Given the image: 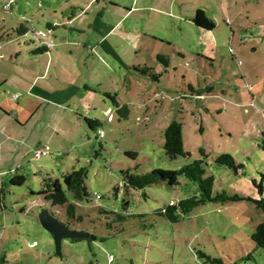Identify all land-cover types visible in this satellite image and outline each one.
<instances>
[{"label":"rangeland","instance_id":"374dc122","mask_svg":"<svg viewBox=\"0 0 264 264\" xmlns=\"http://www.w3.org/2000/svg\"><path fill=\"white\" fill-rule=\"evenodd\" d=\"M70 9L79 23L68 25ZM197 10L213 30L192 23ZM29 32L55 45L60 37L71 43L72 33L80 50L31 56ZM0 71L13 85L4 88L7 113L22 121L10 136L39 144L26 155L16 142L2 145L0 264H204L200 252L221 264H264V249L251 240L264 217V0H0ZM15 72L31 76L28 83L45 74L53 97L27 93ZM172 122L181 125L187 154L173 160L163 149ZM46 147L47 156L34 157ZM224 154L242 165L237 175L214 164ZM195 160L213 177V193L241 200L198 206L171 224L158 213L198 196L195 183L179 177L174 187H123L125 171H175ZM81 169L88 198L74 203L67 194L82 218L67 221L37 193L45 180ZM16 174L23 185H10ZM42 210L94 238L62 240L57 254L39 224Z\"/></svg>","mask_w":264,"mask_h":264},{"label":"trees","instance_id":"16d2710c","mask_svg":"<svg viewBox=\"0 0 264 264\" xmlns=\"http://www.w3.org/2000/svg\"><path fill=\"white\" fill-rule=\"evenodd\" d=\"M71 15V14H70ZM67 22H70L69 14L66 16ZM192 23L204 30H213V24L206 17L203 11L197 10L194 14ZM57 25H55L56 27ZM23 33L28 31L22 28ZM17 33H21L17 30ZM22 34V33H21ZM30 34V32L28 33ZM30 43L33 48L30 50L29 54L31 56H44L48 54L55 46L51 38L47 39L46 35L44 38L35 37L32 33L30 34ZM36 39H35V38ZM40 38L42 40H40ZM36 40L41 41V43L36 42ZM38 41V42H39ZM51 43L49 47L47 44ZM158 60L166 64V58L163 56H157ZM117 107V112L124 111L127 113L128 109L126 106L120 108L119 104L114 101ZM88 123L96 122V120L85 119ZM91 128V127H90ZM264 136V134H263ZM261 150L264 151V140L261 142ZM163 149L165 155L170 159H175L177 157H183L187 154L183 151L182 139H181V125L176 122H172L164 132V144ZM203 154V152L201 151ZM214 164L217 166H225L237 175V172L242 168V165L235 164L231 156L224 154L218 156L214 160ZM85 169L79 171H72L62 176V181L58 179L51 180L47 179L43 182L42 189L37 193L38 196L43 197V199L50 203L52 207L61 208L68 220H76L80 222L82 218L75 215V204L83 200H87L88 194L85 187ZM179 177H184L190 182L197 185L198 196L180 200L177 203H172L168 205L165 209L160 211L158 214L167 219L171 224L178 223L184 216L191 213L196 207L205 205L207 203H221L225 204L228 202H236L241 200L237 195L229 197L224 191L213 193V182L212 176H206V171L203 167V160H195L190 164L183 166L182 168L175 171H164V170H154L151 173L144 174L142 176L132 175L129 171H125L122 174L123 187L125 189L132 190H142L146 187L156 185L159 183H165L170 187L179 185ZM264 179V173L262 174ZM25 182V177L22 175H15L10 180V185L21 186ZM116 190V189H115ZM3 192V187H0V197ZM117 192V190H116ZM67 194H70L74 203H69ZM264 209V203L261 204ZM103 215H108L102 212ZM251 240L264 249V217L262 223H260L255 232L251 235ZM199 259L205 258L206 262L204 264H221L220 261L211 260L204 253H198Z\"/></svg>","mask_w":264,"mask_h":264},{"label":"crops","instance_id":"0c3cea01","mask_svg":"<svg viewBox=\"0 0 264 264\" xmlns=\"http://www.w3.org/2000/svg\"><path fill=\"white\" fill-rule=\"evenodd\" d=\"M94 1L96 3L98 2V0H89V5H94ZM70 14L72 15V10L71 9L69 10V16H71ZM73 17L74 16H72V19L69 20L70 22H68V25L74 24L76 22H78V23L80 22V19H77L76 22H75V17L74 18ZM46 37H47V39L50 38L47 35H46ZM60 38H59V42H61V43H58L53 48H51L50 52L54 51V48L57 47V46H58L56 48L57 50L54 52L55 54H56V52L59 49H63V48L69 50L71 53L73 52L71 49H77L76 51L80 50V48H79L80 45L79 44H76V42H75L76 41V36L72 35V33L69 34V32H68L67 33V37H66V40H70L71 43H66V41H63ZM36 42H37V40H36ZM39 43H41V41H39ZM81 48L86 49L85 46H82ZM46 55H48V54H46ZM27 63H30V68H28V72L30 74H32L33 72H36V70L33 69V67H34L33 61H30V62H27ZM47 65L48 64H46V67H47ZM15 74L18 75V77L20 78V81L22 82V84L23 85L24 84L26 85V89L25 90H26L27 93H33V90L36 89V90L41 91L42 93H46L49 96L53 97L51 95V93L48 92L47 90L49 89V91H51L50 90L51 88L54 90L55 87L54 86L52 87V85H50L49 82L45 81V74H43L41 76L40 75L39 76H36L34 78V80H32L31 83H28V78H30L31 76L27 77L26 75L23 74V72H19L18 74H17V72H15ZM43 81L46 82L45 84L47 86H49V88H47L45 86L46 89H42L41 88L42 90H40L39 88H37V84L39 82H43ZM4 88H11V89H13V85L11 83H9V79L6 78L5 76H3L2 73H1L0 74V136H2L3 140H1V138H0V160H3V158L6 159V160H8V154L7 153L5 154V152H2L1 151L3 149V146L2 145L5 144V143H9L10 144L13 141V142H16V144L22 145L20 147H22L21 149H25L26 150L25 155L30 152V150H31L30 148H32L33 150H35V149H37V146H39L38 143H35L32 140L33 138L31 137V135L29 137L27 136L25 138L22 137L21 140L23 141V144L20 143V142H17L16 140H14L10 136V133H12V132L13 133H16V135H17V132H19V130H20V129H17V130L15 129V126L13 125V122L14 121L17 122V124H18L17 126H20V124H22L21 123L22 121H19L20 119L18 118V116L16 115V113H15V119H14V121L11 120V116L7 113V110H10V107H8L9 106V100H8V98L5 97V96H3V94H6L4 92ZM59 91L60 90H58L57 92H59ZM48 95H41L43 97H39V98H40V100H44L48 104H51L52 99ZM42 98H45V99H42ZM12 101L14 102L15 100H12ZM16 110L17 111H20V108L18 107ZM29 116H31V115H29ZM27 120H28V118H27ZM30 139H31V141H30ZM34 157H35V155H34ZM10 171H11V169H10ZM5 174H6V171L4 169H1V167H0V178L2 177V175H5Z\"/></svg>","mask_w":264,"mask_h":264},{"label":"water","instance_id":"95a60500","mask_svg":"<svg viewBox=\"0 0 264 264\" xmlns=\"http://www.w3.org/2000/svg\"><path fill=\"white\" fill-rule=\"evenodd\" d=\"M69 14L65 12L64 17ZM40 226L53 237L56 253H60L62 240H84L94 238L83 231L70 230L65 224L52 216L48 210H42L38 215Z\"/></svg>","mask_w":264,"mask_h":264},{"label":"built area","instance_id":"2783aa9c","mask_svg":"<svg viewBox=\"0 0 264 264\" xmlns=\"http://www.w3.org/2000/svg\"><path fill=\"white\" fill-rule=\"evenodd\" d=\"M33 34L35 35V37H41L44 38L45 37V33L41 32V33H35L33 32ZM49 47L52 45L51 43L47 44ZM233 53V52H232ZM48 148L46 147V149L44 148L42 151H35V157L36 158H40V157H44L47 155V150ZM96 198H99V196L97 195ZM111 259V258H110Z\"/></svg>","mask_w":264,"mask_h":264}]
</instances>
